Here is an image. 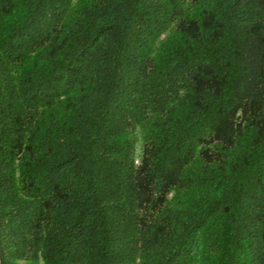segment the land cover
<instances>
[{
  "label": "trees",
  "instance_id": "1",
  "mask_svg": "<svg viewBox=\"0 0 264 264\" xmlns=\"http://www.w3.org/2000/svg\"><path fill=\"white\" fill-rule=\"evenodd\" d=\"M0 264H264V0H0Z\"/></svg>",
  "mask_w": 264,
  "mask_h": 264
}]
</instances>
